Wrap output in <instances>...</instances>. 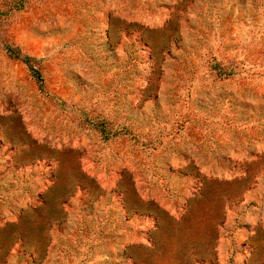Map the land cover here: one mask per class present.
Returning a JSON list of instances; mask_svg holds the SVG:
<instances>
[{
    "label": "rangeland",
    "instance_id": "obj_1",
    "mask_svg": "<svg viewBox=\"0 0 264 264\" xmlns=\"http://www.w3.org/2000/svg\"><path fill=\"white\" fill-rule=\"evenodd\" d=\"M0 264H264V0H0Z\"/></svg>",
    "mask_w": 264,
    "mask_h": 264
},
{
    "label": "trees",
    "instance_id": "obj_2",
    "mask_svg": "<svg viewBox=\"0 0 264 264\" xmlns=\"http://www.w3.org/2000/svg\"><path fill=\"white\" fill-rule=\"evenodd\" d=\"M26 61H27V59H26ZM36 77H37L38 79H40V77H38L37 75H36ZM39 84H40V86L42 85L41 81H39ZM41 88H42V87H41Z\"/></svg>",
    "mask_w": 264,
    "mask_h": 264
}]
</instances>
